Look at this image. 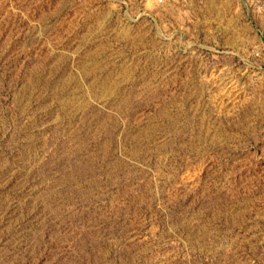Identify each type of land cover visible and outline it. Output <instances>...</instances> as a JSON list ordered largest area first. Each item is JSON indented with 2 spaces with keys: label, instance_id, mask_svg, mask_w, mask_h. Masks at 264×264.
I'll list each match as a JSON object with an SVG mask.
<instances>
[{
  "label": "rangeland",
  "instance_id": "obj_1",
  "mask_svg": "<svg viewBox=\"0 0 264 264\" xmlns=\"http://www.w3.org/2000/svg\"><path fill=\"white\" fill-rule=\"evenodd\" d=\"M0 264H264V0H0Z\"/></svg>",
  "mask_w": 264,
  "mask_h": 264
}]
</instances>
